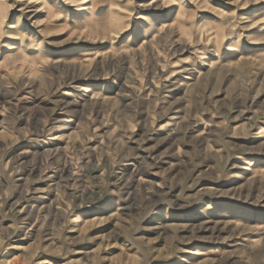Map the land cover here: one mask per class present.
Returning <instances> with one entry per match:
<instances>
[{
  "label": "rangeland",
  "instance_id": "obj_1",
  "mask_svg": "<svg viewBox=\"0 0 264 264\" xmlns=\"http://www.w3.org/2000/svg\"><path fill=\"white\" fill-rule=\"evenodd\" d=\"M0 264H264V0H0Z\"/></svg>",
  "mask_w": 264,
  "mask_h": 264
}]
</instances>
